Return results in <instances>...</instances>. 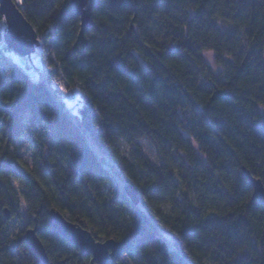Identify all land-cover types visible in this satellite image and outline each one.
Returning a JSON list of instances; mask_svg holds the SVG:
<instances>
[{
    "label": "trees",
    "instance_id": "1",
    "mask_svg": "<svg viewBox=\"0 0 264 264\" xmlns=\"http://www.w3.org/2000/svg\"><path fill=\"white\" fill-rule=\"evenodd\" d=\"M16 2L46 72L8 58L0 12V264H45L24 240L35 220L50 264L90 263L51 209L124 242L119 264H264L243 172L264 183V0H97L86 48L71 0Z\"/></svg>",
    "mask_w": 264,
    "mask_h": 264
},
{
    "label": "water",
    "instance_id": "2",
    "mask_svg": "<svg viewBox=\"0 0 264 264\" xmlns=\"http://www.w3.org/2000/svg\"><path fill=\"white\" fill-rule=\"evenodd\" d=\"M71 2L81 19L78 40L83 48H86L88 45L86 32L92 26V16L97 0H71ZM0 12L5 19L4 41L7 48L20 57H31L41 46V40L36 29L26 19L21 7L16 0H0ZM243 172L253 186L254 198L264 205L262 179L255 177L245 166ZM124 190L134 204L138 205L141 202L138 190L132 184H126ZM6 214L9 218L7 210ZM50 219L52 226L69 242L76 245L82 254L92 256L89 264H119V259L125 251L124 242L115 239L97 240L88 229L69 220L56 209L50 210ZM35 223L33 227L25 230L24 240L36 257L45 264H50L45 245L39 236L40 227L37 220Z\"/></svg>",
    "mask_w": 264,
    "mask_h": 264
},
{
    "label": "rangeland",
    "instance_id": "3",
    "mask_svg": "<svg viewBox=\"0 0 264 264\" xmlns=\"http://www.w3.org/2000/svg\"><path fill=\"white\" fill-rule=\"evenodd\" d=\"M6 55L8 56V58L12 62H15L16 64L20 65L22 68H24L27 71L31 70V67H34L33 71H31V76H33L34 78L37 79V78H39V76L45 75L46 68H45L44 62L42 60L41 46L38 47L37 51L34 54H32L31 59H29L28 57L21 58L20 56H18L17 54H15L12 51H7ZM206 56H207L208 62L211 64L214 71L216 73H220L222 71V68L215 63L213 53L207 52ZM27 63H29L31 67H27ZM54 86L58 87L59 85L55 84ZM61 98L63 99V101L66 102L67 107L71 110V112L76 114L78 107L80 105L79 104L80 103V93L77 91H71V90L67 91V90L62 89ZM142 143H143L147 153L152 158H154V152L151 149V147L149 146V144L146 141H144ZM19 150H20V153L23 155V157L28 162H31L32 153H31L29 147L26 145L25 141L20 142ZM16 227H18V229H20V230H23L26 227V225L22 224V223H18Z\"/></svg>",
    "mask_w": 264,
    "mask_h": 264
}]
</instances>
